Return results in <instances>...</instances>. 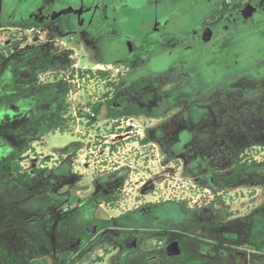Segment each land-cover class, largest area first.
<instances>
[{
    "label": "rangeland",
    "instance_id": "374dc122",
    "mask_svg": "<svg viewBox=\"0 0 264 264\" xmlns=\"http://www.w3.org/2000/svg\"><path fill=\"white\" fill-rule=\"evenodd\" d=\"M101 1L105 21L80 16L77 26L81 0H0V73L11 70L7 79L31 91L68 89L61 100L0 116V162L19 153L20 173L33 177L29 185L9 164L0 169V191L10 193L0 198V264H113L118 251L120 264H154L152 256L178 264L165 255L178 239L187 253L214 243L224 264H264V32L239 28L229 41L225 27L232 5L254 0H187L180 8ZM35 2L53 15L35 26L41 33L5 24L20 18L12 8ZM101 47L105 66L125 74L95 70ZM40 56L49 68L31 66ZM28 73L34 83L19 78ZM113 97L114 105L93 110ZM61 101V128L41 135ZM112 107L134 114L111 116ZM71 142L78 144L64 150ZM40 196L49 204L36 210ZM94 199L107 231L72 251L68 221Z\"/></svg>",
    "mask_w": 264,
    "mask_h": 264
},
{
    "label": "flooded vegetation",
    "instance_id": "af4514ba",
    "mask_svg": "<svg viewBox=\"0 0 264 264\" xmlns=\"http://www.w3.org/2000/svg\"><path fill=\"white\" fill-rule=\"evenodd\" d=\"M157 1H160L161 3L167 4L169 6L174 5L175 3L177 8H180L182 5H185L187 3L186 2L187 0H157ZM96 2L97 0H81V2H79L80 4L78 3L76 4L75 12L77 11V14L75 15L78 18L81 16V19L84 18V20H86L87 23L91 22L92 20H95V17H101L105 21L106 16L103 15V12L105 9V3L101 1L97 4ZM234 8H235L234 5H232L230 10L228 11L227 20L225 23L226 31L228 33H231L229 41L234 40V37L236 36V32L239 31L238 30L239 28H241L242 30L241 33H244V34L246 33L247 35H249L250 33L251 34L254 33V31L259 30V28H262L261 31L264 32V0H254L251 2V5L250 3H248V5H244V7H242L241 9L235 10ZM9 14L10 16L18 14L20 18L19 19L9 18L10 20H6L5 22L16 23L19 21H24V22L25 21L26 22L36 21L40 23V25H42V24H46L48 22L53 21L52 20L53 15L50 14L49 9L45 7L44 8L40 7L39 4L36 2L32 5V7H29L25 11H23L20 8V6L17 5L14 8H12V11L9 12ZM72 14L74 13L61 16L59 19L62 21L64 20L65 17L69 19V17L72 16ZM41 17H44V18L40 19ZM78 18L75 21L76 22L75 24L77 26H80L81 19L80 18L78 19ZM213 22L216 25L215 28L218 27V23L215 22L214 20ZM190 33H192V35H198L201 32L199 33L198 30L192 29ZM107 51H108L107 49L105 50V48H103V53L105 55H108ZM99 63H102V62H99ZM104 63H107V62H104ZM10 74L11 75L13 74L12 71L7 69L4 73H1V76H0V101H1L0 116L2 119H4L8 114H17L20 112L28 111V109L32 111L34 108L37 109L39 106L43 104L51 103L57 99L61 100L62 97H64L66 94V88L60 87L58 85H56L55 87H51L48 90H41L39 89L40 87H37L38 89L34 88L32 91H31V85H29L28 92L27 91L25 92V90H27L25 87H22L19 90L14 89L13 91V84L15 85L14 83L15 81L10 77L9 79H7L8 75ZM22 81H24V79ZM61 88H62V91H61ZM13 93L17 95L16 100L7 102V99L4 97L9 96ZM60 103H62V101ZM60 103H59V106H60ZM4 112H6L7 114L5 115ZM14 154L15 153L11 154L9 157L13 156ZM60 173L61 171H56L54 174L58 176ZM4 191L5 190L0 191L2 192V194L0 193V198L2 197V199H6V197L9 196L10 194L8 192L6 196V194H4ZM11 191H13V189ZM23 192L19 196L25 197V199H27V195H26L27 193L23 194ZM106 196H104L103 198L105 199ZM32 200H34L36 203L41 205L36 210H41V207H44L49 204L48 203L49 199L44 198L42 196L37 197L36 199H32ZM95 204L99 205L100 202L94 199L92 203H88L86 205L80 206L79 208H76L75 212L77 211V214L79 215H76V216L72 215V218L68 221V223L75 224L74 228L70 229V231L66 233L67 238H71V240L67 243L68 249L73 251L79 248H87L93 245L95 243V237L100 232H104L107 229L106 224H108L110 220L98 217L95 214V211H96ZM78 218H82V221H79ZM108 229H111V228H108ZM54 230L56 232V229ZM174 241H178L179 247L181 249V253L179 255H168L167 247L171 245ZM202 244L205 245L208 243H206L205 241H202ZM213 244L214 243H209L208 248L199 247L198 251L196 250V252L194 251V252L187 253L185 251L186 249L184 247V242L182 240H179V239L173 240L171 242H168L165 245V255L166 257H171V258H175L179 256L180 258L178 260V264H224V263H227L229 260L227 255L221 256L220 259L217 258ZM126 245H127V242H126ZM242 255L243 254H241V256ZM121 256H122L121 251H118L116 255H113L112 257L113 264H120L121 258H122ZM156 259H157L156 256L151 257V260L154 261V264H158L157 263L158 261H156ZM148 264H151V263H148Z\"/></svg>",
    "mask_w": 264,
    "mask_h": 264
},
{
    "label": "trees",
    "instance_id": "16d2710c",
    "mask_svg": "<svg viewBox=\"0 0 264 264\" xmlns=\"http://www.w3.org/2000/svg\"><path fill=\"white\" fill-rule=\"evenodd\" d=\"M5 24H10V22H5ZM16 24L17 26H22V27H31V26H39L40 23L36 22V21H19V22H16L14 23ZM232 43V42H231ZM230 42H225V43H222L221 46L224 48V47H228L229 45H231ZM96 58L99 60V62H106V58L104 57V53H103V49L102 47L100 49L97 50L96 54H95ZM3 63V58L0 57V65H2ZM31 66H38V65H43L45 66L46 68H49L51 65H50V62H48V60L43 57V56H40V58L38 60H31ZM29 65V63H28ZM102 73H105V72H102ZM24 74L23 76L20 75V79L26 82H29V83H34L35 79H36V76L37 75H32V74ZM0 76H1V73H0ZM139 79L137 80H133L132 82V85H133V90H138L140 89V84L138 81ZM32 87V85H31ZM20 88H22L21 84L20 85H14L13 84V91L14 89L16 90H19ZM66 88V92H67V87ZM28 92V89L25 90V92ZM4 98L7 99V102H11V101H14L16 100L17 98V95L15 93L9 95V96H5ZM114 102H116V97H113L111 99H108V101H105L104 103H97L93 106V110L95 112H99L102 108V106H104V104H110V105H114ZM0 104H1V101H0ZM61 106H62V103H60V106L55 110L53 111L52 114H50L47 119H48V122L50 123V125H48L47 127H45L42 132H41V135H43V133H48L50 132L51 130L53 129H60L61 126H62V122H63V115L60 114V110H61ZM111 116H119V115H132L134 114V111L131 110V109H126L124 111H121V110H117V109H114L112 107L111 109V112H110ZM148 115H151V114H148ZM36 122H33L32 124H35ZM76 144V142H71L69 145H67L64 150H69L70 148L74 147ZM29 147V144L28 143H25V145L22 147L23 150L24 149H27ZM20 152V151H19ZM19 153H15L13 156H11L10 158H6V162H0V169L1 167H3L5 164H9L12 169L16 172H19V177H20V181H23L25 183H29V185L33 184V177L28 173V172H25V173H20L21 169H20V164L17 162L16 158L18 157ZM14 163V165H13ZM38 169H36L37 171ZM39 171V170H38ZM3 184V183H2Z\"/></svg>",
    "mask_w": 264,
    "mask_h": 264
},
{
    "label": "built area",
    "instance_id": "2783aa9c",
    "mask_svg": "<svg viewBox=\"0 0 264 264\" xmlns=\"http://www.w3.org/2000/svg\"><path fill=\"white\" fill-rule=\"evenodd\" d=\"M32 28H30V27H26V28H21L22 30H25V32L26 31H28V32H33V35H34V30H37L39 33H41L42 32V30H40V29H37L35 26H31ZM0 30H5L4 29V27H1L0 28ZM0 37H2V35L0 34ZM41 37V36H40ZM40 39H38V41H39ZM108 63H100L97 67H96V69L95 70H103V71H108V70H110V71H112L113 72V74L115 73V74H118V75H120V74H125V72H124V70L122 69V68H120V67H116V65L115 64H113V67H110L111 69H109L108 67H106L105 65H107ZM92 115L94 116V113H92Z\"/></svg>",
    "mask_w": 264,
    "mask_h": 264
},
{
    "label": "water",
    "instance_id": "95a60500",
    "mask_svg": "<svg viewBox=\"0 0 264 264\" xmlns=\"http://www.w3.org/2000/svg\"><path fill=\"white\" fill-rule=\"evenodd\" d=\"M135 242L136 240H133L130 244L128 243V247H133ZM167 253L168 255H179L181 253L178 241H174L171 245L167 247Z\"/></svg>",
    "mask_w": 264,
    "mask_h": 264
}]
</instances>
